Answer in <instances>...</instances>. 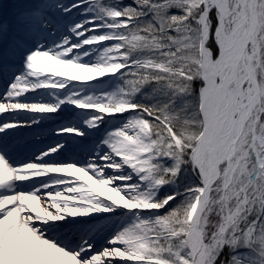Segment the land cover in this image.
I'll list each match as a JSON object with an SVG mask.
<instances>
[{"label":"snow or ice","instance_id":"6c2138e0","mask_svg":"<svg viewBox=\"0 0 264 264\" xmlns=\"http://www.w3.org/2000/svg\"><path fill=\"white\" fill-rule=\"evenodd\" d=\"M0 264H264V0H0Z\"/></svg>","mask_w":264,"mask_h":264}]
</instances>
